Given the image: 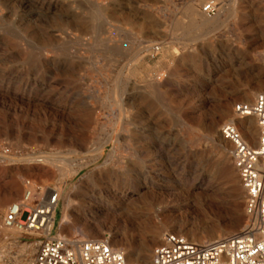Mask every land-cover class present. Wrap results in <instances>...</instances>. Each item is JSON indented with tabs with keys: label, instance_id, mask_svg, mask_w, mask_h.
I'll return each mask as SVG.
<instances>
[{
	"label": "rangeland",
	"instance_id": "obj_1",
	"mask_svg": "<svg viewBox=\"0 0 264 264\" xmlns=\"http://www.w3.org/2000/svg\"><path fill=\"white\" fill-rule=\"evenodd\" d=\"M263 71L264 0H0V225L30 181L72 191L53 235L106 237L136 255L156 230L136 264H152L167 233L238 231L245 192L237 171L231 191L232 146L220 143L229 122L212 124L221 99L236 97L234 113L264 92H253ZM19 236L0 229V264L22 250L28 264L39 240Z\"/></svg>",
	"mask_w": 264,
	"mask_h": 264
},
{
	"label": "built area",
	"instance_id": "obj_2",
	"mask_svg": "<svg viewBox=\"0 0 264 264\" xmlns=\"http://www.w3.org/2000/svg\"><path fill=\"white\" fill-rule=\"evenodd\" d=\"M202 12L210 16L216 6L209 2ZM240 118L254 117L258 126L257 145H251L234 124L225 123L221 135L231 144V156L245 191L244 211L249 223L238 231L197 244L186 237L167 233L152 251V264H264V92L252 103H237ZM58 195L48 187L37 199L24 191L22 199L5 212V228H17V242L30 245L39 240L30 264H127L124 251L113 248L106 237L81 239L53 235Z\"/></svg>",
	"mask_w": 264,
	"mask_h": 264
},
{
	"label": "bare ground",
	"instance_id": "obj_3",
	"mask_svg": "<svg viewBox=\"0 0 264 264\" xmlns=\"http://www.w3.org/2000/svg\"><path fill=\"white\" fill-rule=\"evenodd\" d=\"M190 9V8H189ZM204 13V12H203ZM206 14V13H204ZM204 20V19H203ZM205 22V21H204ZM52 41V40H51ZM50 43V42H49ZM153 49V48H152ZM154 50V49H153ZM94 66V65H93ZM95 67V66H94ZM97 67V66H96ZM257 80H256V86L254 87L253 89V92H256V91H259L261 90L262 87H264V71L263 73L260 75V76H257L256 77ZM152 85V84H151ZM153 86V85H152ZM157 86V85H156ZM239 91V90H238ZM260 92V91H259ZM92 94V93H91ZM242 94L246 97L249 96V93L243 91ZM2 95V94H1ZM255 96V95H254ZM253 97V95H252ZM256 97V96H255ZM30 98V97H29ZM236 100V97L235 96H228V97H225L223 100L221 99L220 101V104H219V107H218V119L215 120L212 124V130H214L216 128V124L218 121L220 120H227L229 123L231 124H234L236 126V128L239 130V132L242 134V136L253 146H256L257 145V138H258V126H257V123H256V120L254 122V117H245V118H240L236 115V113L232 112V104L233 102ZM129 102V101H128ZM113 105V104H112ZM136 107V105H135ZM134 107V108H135ZM134 110V109H133ZM136 110V109H135ZM92 117V116H90ZM218 126V125H217ZM216 130V129H215ZM136 134V133H135ZM146 137V136H145ZM149 138V137H148ZM145 139V138H144ZM151 139V138H150ZM86 140V139H85ZM219 142V141H218ZM220 143L223 145V147L225 149H228L230 148V144L229 142L221 135L220 133ZM219 145V144H218ZM149 146V145H148ZM131 147V146H130ZM230 151V150H229ZM229 155V154H228ZM226 157V156H224ZM232 156H227L226 157V169H227V177H228V183L230 184V188H231V191L233 193H238L239 191V182H238V178H237V175H236V168L234 167V164H233V161L231 159ZM29 161H37V160H34V159H31V158H28ZM225 160V159H224ZM15 161V160H14ZM65 173V172H64ZM35 176V174H34ZM40 178V177H38ZM49 178V177H48ZM36 180V179H35ZM37 181V180H36ZM24 183V182H23ZM157 183V182H156ZM25 185H26V190L25 191H29L32 196L36 197L37 199H41L43 196H44V193L45 191H47L48 189V186L46 185H43V186H38V185H35L33 183H31L30 181H26L25 182ZM70 190V189H69ZM137 192H138V195L140 196L141 200L143 201H146V199L148 198V193L147 191H142L139 187V185H137V188L135 189ZM54 191L57 193L58 195V198L61 199V197L63 198V203H64V206H63V214H62V223H61V227L60 229H62V226H63V223L67 220L68 216H69V213L71 212V207H72V203H73V200L71 199V192L70 191H67V192H64V190L62 189H59V188H54ZM203 191V190H202ZM245 192V191H244ZM201 194L203 192H200ZM199 194V193H198ZM73 197V196H72ZM4 199V198H3ZM7 199V198H6ZM22 199V196L21 198ZM19 199V200H20ZM17 200V201H19ZM139 201V199H132V198H129L128 199V203L131 204V208H137L139 207L137 204L138 203H141L143 201ZM9 201V200H8ZM16 201V202H17ZM5 202V201H4ZM7 203V202H6ZM5 204V203H4ZM9 204V203H8ZM12 205V204H11ZM58 205H59V201H58ZM57 205V206H58ZM75 205V204H74ZM7 206V205H6ZM81 206V205H80ZM234 208H235V211L237 212V218L238 219H242V216L240 215L239 213V210H238V207H237V204H234L233 205ZM4 207V206H3ZM10 207V206H9ZM8 207V208H9ZM127 207V206H126ZM88 208H91V207H88ZM82 209V208H81ZM8 210V209H7ZM88 211H90V209H87ZM80 211V210H79ZM86 212V211H85ZM246 214V213H245ZM82 218V217H81ZM245 219L247 220V224L249 223V218L245 217ZM87 221V220H86ZM79 221L76 219V218H73L72 219V224L69 226V228L73 229L75 228L76 224L78 223ZM88 222V221H87ZM232 222V221H231ZM246 224V225H247ZM245 226V225H244ZM237 226H234V227H226L224 228V230H217L215 234L213 235H210L209 237H206L205 235L204 236H200L198 237L197 239H195L196 241H191L193 243H197V244H203V243H206V242H209V241H212L213 239L215 238H220L222 236H225V235H228V234H231V233H234V230ZM0 229L1 230H4L6 232H20L17 228H11V229H7L3 226L2 222H1V225H0ZM83 232V231H82ZM83 233H87L86 232H83ZM199 233V232H198ZM8 234V233H7ZM61 235V234H60ZM158 237V233L157 231L155 230L154 232V238L152 240H150L149 242H147L145 244V247L142 248L136 255H134L133 252L129 251L127 252L126 255V260H127V263H130L131 264H136L137 263V260L139 259H143V260H146V259H149V252H150V245H153L154 242L156 241ZM110 245L115 248L111 242H110ZM3 246V245H2ZM129 248V247H128ZM4 249H5V246L3 247H0V263H4L8 260V252L5 253L4 252ZM121 251H123L122 249H119ZM126 250V249H125ZM125 253V252H124ZM26 255V252L25 250H22L21 251V259H17L15 258L14 259V264H21V261H23V257ZM31 262V259L30 261L28 262V264H30ZM151 263H152V260H151Z\"/></svg>",
	"mask_w": 264,
	"mask_h": 264
}]
</instances>
